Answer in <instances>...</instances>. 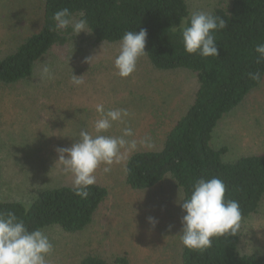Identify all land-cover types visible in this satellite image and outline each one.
Segmentation results:
<instances>
[{
	"label": "rangeland",
	"instance_id": "rangeland-1",
	"mask_svg": "<svg viewBox=\"0 0 264 264\" xmlns=\"http://www.w3.org/2000/svg\"><path fill=\"white\" fill-rule=\"evenodd\" d=\"M228 2L189 0V6L191 12H212ZM41 14V0H0V46L14 44L13 34L32 33ZM118 54L119 45L93 46L88 37L81 38L61 60L52 57L59 67L56 78L61 83L57 87H64L63 91L53 89L47 96L38 93L33 99V80L0 87L1 200H25L40 187L73 184V177L55 165L59 159L56 149L70 148L81 130L94 131L97 104L130 113L124 123H114L105 135L119 136L125 126H131L137 140L149 135L153 148L162 142L165 132L190 105L196 77L186 71H158L145 55L131 76L121 78L114 67ZM94 55L91 64L84 62L85 57ZM52 72L56 74L55 69ZM72 74L83 76L85 83L74 86ZM33 79L35 88L47 85L39 76ZM50 81L55 82L53 78ZM214 142L228 147L226 158L230 161L264 154V83L221 121ZM131 154L114 164L111 173L105 174L103 165L97 170L96 182L108 189L109 196L85 231H45L54 245L48 264H80L90 255L111 262L122 258L126 264H182L184 246L178 235L184 215L179 206L182 191L171 178L150 190L132 189L126 181V161ZM149 217L156 219L155 226ZM240 235L241 253L264 256V201L257 214L242 222Z\"/></svg>",
	"mask_w": 264,
	"mask_h": 264
},
{
	"label": "trees",
	"instance_id": "trees-1",
	"mask_svg": "<svg viewBox=\"0 0 264 264\" xmlns=\"http://www.w3.org/2000/svg\"><path fill=\"white\" fill-rule=\"evenodd\" d=\"M41 1L36 29L30 34H13L14 44L0 46V87L33 80V99L38 93L47 96L53 89L63 91L64 87H57L61 82L56 76L60 74L53 56L61 60L62 54L75 49L81 38L88 37L93 46H112L119 45L126 31L146 29L145 51L152 67L161 72H190L196 77L197 88L187 110L165 132L162 142L155 148L137 149L128 157L127 184L134 190H150L171 178L187 198L196 180L216 177L226 185V199L239 202L240 226L258 213L264 201V154L230 161L226 158L228 147L216 145L214 134L221 121L263 84L251 80L248 74L257 70L264 73V61L258 63L259 54L255 52L256 44L264 43V0H229L210 12L225 19L227 26L215 33L219 56L208 58L187 54L182 44L181 25L188 26L192 13L189 0ZM65 7L75 19L83 14L89 33L76 36L71 28L54 30L52 16ZM45 66L51 72L55 69V82L44 79L47 85L41 83L35 88L33 78L40 77ZM72 188L69 183L47 185L25 200L0 199V212H14L29 231L59 228L67 234H79L92 224L109 192L96 182L88 189L89 197L81 199ZM240 244L239 229L235 236L213 238L212 246L203 251L183 247L182 264H264L263 255L241 253ZM80 264H126V260L111 262L90 255Z\"/></svg>",
	"mask_w": 264,
	"mask_h": 264
},
{
	"label": "clouds",
	"instance_id": "clouds-1",
	"mask_svg": "<svg viewBox=\"0 0 264 264\" xmlns=\"http://www.w3.org/2000/svg\"><path fill=\"white\" fill-rule=\"evenodd\" d=\"M54 30L71 28L78 36L89 33L88 21L81 13L75 19L67 8L57 10L53 16ZM188 26L182 23V44L187 54H197L202 58L219 56L215 33L223 30L227 22L222 17L203 10L190 13ZM147 30L139 32L126 31L119 42V54L114 60L116 74L128 78L137 69L139 59L145 56ZM259 54L258 63L264 61V43L255 46ZM94 56L85 57L84 62L91 64ZM249 78L258 84L264 83V73L257 70L250 72ZM40 78L52 79L51 69L45 66ZM71 83L81 86L85 83L83 76L72 74ZM98 117L93 123V132L81 130L79 138L70 148H57L59 159L55 165L65 175L73 177L74 194L81 199L90 195L89 188L96 184V172L103 165L105 174L111 173L114 164H120L132 152L142 146L154 147L151 136L146 135L137 140L131 126H125L119 136L105 135L114 123H124L130 116L127 109H108L103 104L96 105ZM179 206L185 213L178 234L184 247L191 251H203L212 246L215 237L235 236L240 229L241 211L238 201L226 199V185L216 177L200 178L192 185L190 196L183 198L180 194ZM155 226L156 219L149 217ZM171 227V226H170ZM54 251V245L43 229L29 231L24 221L14 212H0V264H48V257Z\"/></svg>",
	"mask_w": 264,
	"mask_h": 264
}]
</instances>
